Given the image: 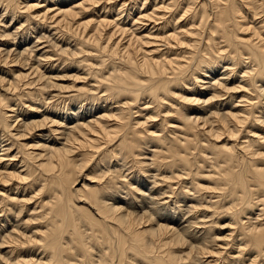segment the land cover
<instances>
[{"label": "bare ground", "instance_id": "bare-ground-1", "mask_svg": "<svg viewBox=\"0 0 264 264\" xmlns=\"http://www.w3.org/2000/svg\"><path fill=\"white\" fill-rule=\"evenodd\" d=\"M0 264H264V0H0Z\"/></svg>", "mask_w": 264, "mask_h": 264}, {"label": "rangeland", "instance_id": "rangeland-1", "mask_svg": "<svg viewBox=\"0 0 264 264\" xmlns=\"http://www.w3.org/2000/svg\"><path fill=\"white\" fill-rule=\"evenodd\" d=\"M40 3H41V4L43 3L44 5H46V4H47L46 2H45V3H44V2H40ZM47 5H48V4H47Z\"/></svg>", "mask_w": 264, "mask_h": 264}]
</instances>
